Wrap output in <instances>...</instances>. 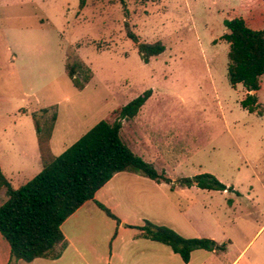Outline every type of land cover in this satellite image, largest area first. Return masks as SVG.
<instances>
[{
	"label": "rangeland",
	"instance_id": "obj_1",
	"mask_svg": "<svg viewBox=\"0 0 264 264\" xmlns=\"http://www.w3.org/2000/svg\"><path fill=\"white\" fill-rule=\"evenodd\" d=\"M126 10L115 0H87L82 9L78 0H0V154L14 160L17 151L14 162L22 166L21 150L28 162L39 161L29 137L33 111L56 110L57 156L78 134L100 120L112 123L123 105L151 90L141 115L124 119L122 141L132 147L152 135L167 158L153 165L157 171L169 167L176 178L208 172L231 185L236 191L210 204L225 224L234 218L226 234L239 246L256 235L239 263L247 264L264 242V91L257 111L241 106L243 87L228 81L223 19L237 12L260 24L264 0H127ZM125 23L140 42H162L163 52L144 62ZM76 61L91 72L82 89L66 71ZM172 157L185 162L171 168ZM173 198L182 208L190 202Z\"/></svg>",
	"mask_w": 264,
	"mask_h": 264
},
{
	"label": "trees",
	"instance_id": "obj_2",
	"mask_svg": "<svg viewBox=\"0 0 264 264\" xmlns=\"http://www.w3.org/2000/svg\"><path fill=\"white\" fill-rule=\"evenodd\" d=\"M119 2L124 12L127 0ZM87 0H78L82 9ZM256 24L250 23L243 14L223 19L226 28L222 39L228 44L226 71L232 87L241 85L246 92L241 106L248 112L257 111L259 94L264 91V15ZM126 36L136 46L141 59L148 62L164 50L160 41L140 42L137 35L125 23ZM73 85L82 89L91 78V72L82 62L66 66ZM151 90L130 100L119 109L116 119L109 123L100 120L69 145L61 154L54 155L50 138L57 112L47 115V108L31 112L41 170L21 185L14 188L0 169V190L4 189L5 199L0 204V233L9 244L11 261H32L35 258H56L63 246L61 223L85 201L92 199L115 173L128 170L141 173L156 182L171 183L172 180L158 172L152 163L135 154L121 139L122 121L137 115ZM195 185L208 190H232L213 174L208 172L179 177L172 186ZM99 207L111 218L115 216L103 205ZM117 220V219H116ZM142 235L153 241L168 245L183 261H188L195 249H224L205 237L184 238L171 228L145 221ZM61 244V247L58 245Z\"/></svg>",
	"mask_w": 264,
	"mask_h": 264
},
{
	"label": "crops",
	"instance_id": "obj_3",
	"mask_svg": "<svg viewBox=\"0 0 264 264\" xmlns=\"http://www.w3.org/2000/svg\"><path fill=\"white\" fill-rule=\"evenodd\" d=\"M244 93L246 94L245 91ZM140 115L141 108L136 116ZM57 121L58 114L50 138L51 151ZM124 122L123 120L122 128ZM90 128L78 134L74 142ZM72 130H68L67 134ZM74 133L75 130H73ZM145 134L131 143L134 145L133 148L128 145L129 148L155 166L157 162L166 161L167 158H163L166 153L155 141L157 139ZM33 136L37 146L35 128L29 133L31 142ZM60 139L62 140V137L58 134L57 145L60 144ZM140 141L143 147L136 149ZM14 153L16 156L13 159L17 160V151ZM19 155L20 158L25 159L24 166L0 154V169L14 188L23 185L41 170L40 158L36 161L34 157L28 162L24 151L21 150ZM170 161L175 163L171 167L174 169L185 162L173 157ZM198 167L201 168V165L198 164ZM158 172H163L172 182H156L141 173L128 170L115 173L95 192L92 199L85 201L61 223L60 230L64 240L62 250L56 258L41 257L29 262L11 261L9 244L0 233V264H239L251 246L255 244L257 237L255 235L247 244L239 246L236 237L233 240L226 234L227 228L231 230L236 227L234 218L228 219L229 222L225 224L219 216V210L213 209L214 206L210 204L215 196L227 195L236 190L233 187V190L220 191L202 189L195 185L187 187L174 184L172 186L179 176L176 178L171 174L169 167L166 169L165 166H158ZM178 195L189 197L190 202L185 208H182L173 198ZM4 199V189H1L0 204ZM224 199L227 203V197ZM98 204L106 207L117 220L107 216ZM222 206L225 204L223 203ZM227 206L230 210L231 205L227 203ZM145 221L167 226L184 238L213 239L219 245L224 244V249L217 248L210 251L195 249L191 251L188 261H183L181 256L168 245L142 235V230L137 227L142 226ZM263 227L264 223L261 228ZM58 247H61V244ZM249 261L247 264H264V242L255 246Z\"/></svg>",
	"mask_w": 264,
	"mask_h": 264
}]
</instances>
